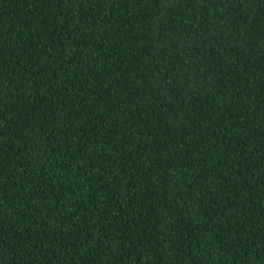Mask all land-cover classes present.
Returning <instances> with one entry per match:
<instances>
[{
	"label": "trees",
	"instance_id": "16d2710c",
	"mask_svg": "<svg viewBox=\"0 0 264 264\" xmlns=\"http://www.w3.org/2000/svg\"><path fill=\"white\" fill-rule=\"evenodd\" d=\"M0 264H264V0H0Z\"/></svg>",
	"mask_w": 264,
	"mask_h": 264
}]
</instances>
